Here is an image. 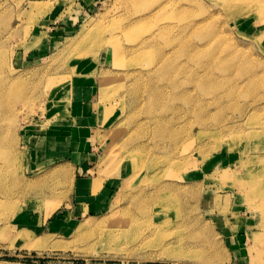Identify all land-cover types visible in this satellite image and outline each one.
<instances>
[{"label":"rangeland","instance_id":"1","mask_svg":"<svg viewBox=\"0 0 264 264\" xmlns=\"http://www.w3.org/2000/svg\"><path fill=\"white\" fill-rule=\"evenodd\" d=\"M85 63L107 205L13 228L71 198L33 155ZM0 264H264V0H0Z\"/></svg>","mask_w":264,"mask_h":264},{"label":"crops","instance_id":"2","mask_svg":"<svg viewBox=\"0 0 264 264\" xmlns=\"http://www.w3.org/2000/svg\"><path fill=\"white\" fill-rule=\"evenodd\" d=\"M88 64H80L76 68L77 77L67 90L66 100L62 101L66 105L65 114L39 134L33 155L37 162L46 163L51 170L56 167H73L76 176L71 198L68 195L63 199L62 210L54 218L43 209L33 216L30 211L17 213L13 217V228L21 226L19 229L32 232L29 226L38 229L54 223V220L59 221V225L69 227L72 219L92 216L107 205L111 186L104 183L95 187L98 176L91 173L94 168L92 160L101 144L103 133L110 127L112 118L117 117V112H108V104L100 103L96 95L102 88L101 78L95 74L98 65L92 63L90 67ZM70 156H73L72 166L67 163Z\"/></svg>","mask_w":264,"mask_h":264},{"label":"bare ground","instance_id":"3","mask_svg":"<svg viewBox=\"0 0 264 264\" xmlns=\"http://www.w3.org/2000/svg\"><path fill=\"white\" fill-rule=\"evenodd\" d=\"M168 122L166 121V119L164 120V118L161 119L160 123H159V127H160V130L163 129L164 125L167 124ZM116 153V152H115ZM59 169H61L59 167ZM58 169V171H59ZM54 170V169H53ZM64 170V168L62 169V171ZM62 172L59 171V176H61Z\"/></svg>","mask_w":264,"mask_h":264}]
</instances>
